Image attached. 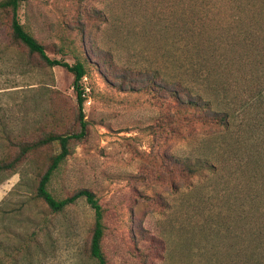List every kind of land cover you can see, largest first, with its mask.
Wrapping results in <instances>:
<instances>
[{"label":"rangeland","instance_id":"1","mask_svg":"<svg viewBox=\"0 0 264 264\" xmlns=\"http://www.w3.org/2000/svg\"><path fill=\"white\" fill-rule=\"evenodd\" d=\"M18 17L50 58L86 65V137L49 191L95 195L106 264H264V0H26ZM9 29L0 14V160L80 131L72 74L36 56L29 65ZM150 81L166 88L158 98ZM168 89L225 124L156 136L177 107ZM57 152L39 146L2 175L0 264H96L85 199L54 214L35 197Z\"/></svg>","mask_w":264,"mask_h":264},{"label":"trees","instance_id":"2","mask_svg":"<svg viewBox=\"0 0 264 264\" xmlns=\"http://www.w3.org/2000/svg\"><path fill=\"white\" fill-rule=\"evenodd\" d=\"M24 1L26 0H0V14H8L10 17L9 30L12 46L19 48V50L27 55L26 58L28 59L27 61H29V65H31V58L36 56L44 67L49 69L54 67H62L67 72L72 74V85L78 105V121L80 125V131L77 133L63 132L60 134H49L43 139L31 144L19 143L17 145L18 152L14 157L5 156L0 160V182L3 180L1 177H3L2 175L5 173H15L17 166L20 165L22 161L26 159L27 155L30 154L35 148L45 144L56 143L58 152L50 158L47 169L40 177L36 186L35 197L43 201L49 208L50 212L54 214L62 212L67 206L74 204L79 198H84L86 203L94 212L93 227L91 230L89 243V256L96 262V264H106L105 254L102 249V241L105 229L103 222L104 212L95 195L88 189H79L71 196L57 199L49 191V184L52 176L71 154V143L74 141H80L86 137L87 122L84 120V115L82 112V105L85 100L82 80L87 74L86 65L79 58H75V62L73 64H69L65 60L52 59L47 55L44 46L33 35L25 30L24 26L19 20L18 9ZM100 66L101 65H99V67ZM145 87H147V90L149 89L148 92L155 98H158L160 93L166 89H164L160 83L156 84L154 81L148 82ZM168 93L170 94L171 99L175 101L174 103H176L177 107L174 111L168 107L164 108L165 112H163L161 124L157 126V129L153 130V134L156 136L162 135V133H164L165 129L167 128L169 129L167 131L168 134L173 135L178 130L174 131L171 127L190 126L195 121H199L204 124H225L226 119L224 115L213 112L210 118L204 115L203 112L209 109L208 103L205 102L204 104H200L199 100L197 99H180L177 96L176 89H168ZM187 111H191V116H186L185 113ZM183 122H185V124ZM162 161H164V159H162ZM168 162L170 164H182V170H179V172L183 171L188 174H194L193 167L184 165L181 161L173 157L170 158Z\"/></svg>","mask_w":264,"mask_h":264},{"label":"built area","instance_id":"3","mask_svg":"<svg viewBox=\"0 0 264 264\" xmlns=\"http://www.w3.org/2000/svg\"><path fill=\"white\" fill-rule=\"evenodd\" d=\"M83 79H85V77ZM84 95H85V90H84Z\"/></svg>","mask_w":264,"mask_h":264}]
</instances>
